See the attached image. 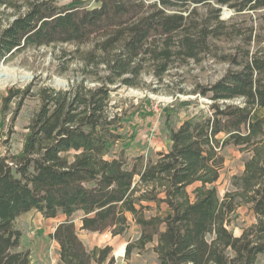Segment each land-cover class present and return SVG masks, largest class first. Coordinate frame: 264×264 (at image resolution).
Masks as SVG:
<instances>
[{
  "label": "trees",
  "instance_id": "1",
  "mask_svg": "<svg viewBox=\"0 0 264 264\" xmlns=\"http://www.w3.org/2000/svg\"><path fill=\"white\" fill-rule=\"evenodd\" d=\"M94 1L99 6L88 9L55 0H0V60L67 44L84 62L82 77L66 88L34 92L32 83L9 89L3 99L5 109L16 101L12 126L26 99L36 98L39 107L22 149L0 157V264H33L17 225L31 212L66 217L51 236L59 245L58 264L107 260L110 248L94 259L79 238L72 220L78 212L81 230L92 233L116 237L135 223L140 235L127 246V257L153 245L159 264H264V114L253 118L264 111V48L251 31L231 54L219 55L217 45L242 36L221 19L224 7L257 13L264 0ZM6 10L14 19L2 25ZM207 56L228 64L219 80L193 92L209 104L178 128L166 123L168 151L130 160L129 117L115 106L114 93L138 87L147 70L161 83L174 67ZM220 135L227 140L221 143ZM227 145L243 155L244 170L221 198L215 184ZM163 206L165 216H146Z\"/></svg>",
  "mask_w": 264,
  "mask_h": 264
},
{
  "label": "rangeland",
  "instance_id": "2",
  "mask_svg": "<svg viewBox=\"0 0 264 264\" xmlns=\"http://www.w3.org/2000/svg\"><path fill=\"white\" fill-rule=\"evenodd\" d=\"M25 1L15 0L17 5L23 4ZM55 1L69 7L83 6L92 9L99 6L94 0ZM205 10L206 8H200L201 12ZM5 12L9 15L2 18V25H7L14 19L11 10ZM228 13L230 15H226ZM221 19L228 24L237 26L236 30H239L242 36H234L229 42H218L219 55L233 53L235 48L241 44L244 34L250 31L254 32L257 40L262 42L260 47L264 48V10L239 15L228 8H223ZM253 46L255 45L253 44ZM90 47L91 45L82 47L81 51H86ZM76 50L77 47L74 45H52L27 49L0 60V71L18 73L17 75L24 77L21 81L0 84V157L8 153H18L22 149L26 128L39 107L36 98L26 99L12 126L16 101L5 109L3 99L7 96L8 90L24 88L32 83L36 84L34 92L42 86H52L58 89L68 87L71 82L80 79L83 74L82 65L84 62L81 60V54L74 53ZM227 69L228 64L222 62L220 58L213 59L207 56L199 64L191 62L181 69L174 67L164 76L161 83L157 82L152 70H147L143 73L138 87L122 88L114 93L115 106H119L120 110H126L129 117V122L126 123L128 147L125 150L129 159L137 156L154 157L158 152L168 151L171 142L167 136L166 123H171L174 128H178L183 121L196 113L198 108H206L209 100L193 95L196 86L216 82ZM177 99L179 100L177 101ZM188 100L192 102L189 107L185 108L179 105L181 101ZM263 114L264 111L258 109L253 118H260ZM11 126L13 133L9 134ZM218 139L223 143L227 137L220 135ZM221 153L224 157V167L215 187L218 195L222 198L226 192L232 189V177L240 174L244 167L243 155L237 148L227 145ZM151 206L154 207V205ZM167 213L169 212L166 206H163L161 210L154 208L153 211L146 212V216H165ZM82 216L83 214L78 212L72 217V220L76 225L79 238L92 257L97 259L102 250L110 248L106 253L107 260L101 264H159L157 255L153 251V245L147 246L141 252L138 249H133L131 256H126L127 246L137 241L140 235L138 226L132 221L125 234L114 237L108 231L92 233L81 230ZM242 218L250 222V218L246 217L244 213ZM65 220L66 217L62 215L55 219H46L36 212L28 213L18 219V228L23 232L21 246L30 251L33 264H58V252L51 234L57 225ZM235 233L238 235L239 229H236ZM94 264L98 263L94 262Z\"/></svg>",
  "mask_w": 264,
  "mask_h": 264
},
{
  "label": "bare ground",
  "instance_id": "3",
  "mask_svg": "<svg viewBox=\"0 0 264 264\" xmlns=\"http://www.w3.org/2000/svg\"><path fill=\"white\" fill-rule=\"evenodd\" d=\"M17 74L9 73L7 71H0V84L5 85L14 81H21L22 79H24L23 76H19Z\"/></svg>",
  "mask_w": 264,
  "mask_h": 264
},
{
  "label": "crops",
  "instance_id": "4",
  "mask_svg": "<svg viewBox=\"0 0 264 264\" xmlns=\"http://www.w3.org/2000/svg\"><path fill=\"white\" fill-rule=\"evenodd\" d=\"M60 224V223H59ZM58 226V225H57ZM82 226V225H81ZM80 226V227H81ZM57 228V227H56ZM56 230V229H55ZM84 231V230H83ZM55 232V231H54ZM54 232L51 234V236L54 234ZM82 241V240H81ZM55 245H56V248H57V252H58V259H59V245L54 241ZM59 261V260H58Z\"/></svg>",
  "mask_w": 264,
  "mask_h": 264
},
{
  "label": "water",
  "instance_id": "5",
  "mask_svg": "<svg viewBox=\"0 0 264 264\" xmlns=\"http://www.w3.org/2000/svg\"><path fill=\"white\" fill-rule=\"evenodd\" d=\"M224 8H226V7H224ZM226 10V9H225ZM226 15H230V13H228V14H226Z\"/></svg>",
  "mask_w": 264,
  "mask_h": 264
}]
</instances>
